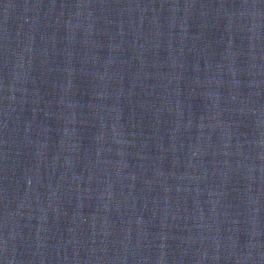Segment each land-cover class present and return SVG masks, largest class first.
Here are the masks:
<instances>
[{"label": "water", "instance_id": "1", "mask_svg": "<svg viewBox=\"0 0 264 264\" xmlns=\"http://www.w3.org/2000/svg\"><path fill=\"white\" fill-rule=\"evenodd\" d=\"M118 264H264V0H70Z\"/></svg>", "mask_w": 264, "mask_h": 264}]
</instances>
